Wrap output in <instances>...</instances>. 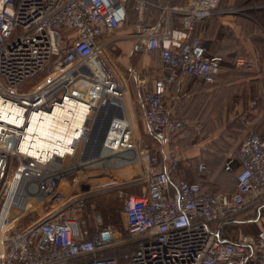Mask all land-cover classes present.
I'll use <instances>...</instances> for the list:
<instances>
[{
	"label": "built area",
	"instance_id": "obj_1",
	"mask_svg": "<svg viewBox=\"0 0 264 264\" xmlns=\"http://www.w3.org/2000/svg\"><path fill=\"white\" fill-rule=\"evenodd\" d=\"M221 2L161 6L160 0H0V102L20 109L22 119L0 120V264H264V227L235 238L223 235L241 214L264 204L263 137L247 132L237 152L225 159L223 172L238 166L231 194L207 193L199 182L172 178L180 164H191L169 149L186 126L185 119L167 109L170 88L181 78L216 83L224 59L208 53L193 34L207 19L235 11L221 10ZM129 11L136 15L138 32L115 38ZM175 28L184 40L173 38ZM122 38L133 41L135 54L156 53L159 59L155 77L130 70L140 92L142 135L154 145L143 142L127 81L108 55ZM177 43L181 46L172 45ZM40 75L31 91L16 92ZM67 102L87 109L69 149L46 160L23 152L30 114L49 113ZM108 103L121 107L123 118L112 121L100 157L82 162L97 112ZM122 164L140 165L143 177L121 186L100 182L101 175ZM196 171L208 174L201 161ZM136 186L139 195L127 192ZM116 187L127 239L118 242L111 225L90 238L78 212L96 191ZM39 206L43 213L19 225ZM119 247L133 251L121 258L103 255Z\"/></svg>",
	"mask_w": 264,
	"mask_h": 264
},
{
	"label": "rangeland",
	"instance_id": "obj_2",
	"mask_svg": "<svg viewBox=\"0 0 264 264\" xmlns=\"http://www.w3.org/2000/svg\"><path fill=\"white\" fill-rule=\"evenodd\" d=\"M184 1L160 0L159 4L176 6ZM221 3H223L221 10L231 8L235 11L211 17L202 24L199 32L203 34L202 41L211 53L225 56L226 60L214 86L205 87L194 82L189 83L187 88L191 91L186 92L184 98L181 92L180 98L184 100L181 99L182 101L176 103L178 109L175 115L182 116L186 120V126L173 136L169 149L177 156L188 159L191 165L185 167L180 164L173 173L175 179L192 181L191 173L196 175L195 166L199 161L207 166L222 167L225 159L237 152L243 137L251 130L264 138V43L259 40V32L264 35L262 30L264 0H222ZM150 11L158 13L156 9ZM133 23L134 20H128L122 29L128 27L136 29V24ZM112 49L108 55L116 62L117 68L122 70L127 67L120 61L123 51L117 47ZM140 55L147 58V63L141 66L136 62L135 67L139 74L151 78L157 76L160 73L157 54H138L136 58ZM238 59L243 60L244 63L237 65ZM42 77L40 75L26 81L16 89V92L31 91ZM255 101L256 105L251 106ZM135 121L143 142H149L142 135L141 120L135 117ZM76 162L77 157L72 160V164ZM65 164L67 165L68 162ZM117 189L118 187L96 191L84 202L83 208L78 212L76 218L81 227L88 231L90 238L97 230L100 231L103 227L111 225L118 242L127 239ZM65 192V196L70 195V192ZM43 211L42 207H37V211L30 215V219L22 220L19 225L29 224ZM238 228L245 234L256 231L251 226ZM228 232L231 233L230 235H237L235 229H229Z\"/></svg>",
	"mask_w": 264,
	"mask_h": 264
},
{
	"label": "crops",
	"instance_id": "obj_3",
	"mask_svg": "<svg viewBox=\"0 0 264 264\" xmlns=\"http://www.w3.org/2000/svg\"><path fill=\"white\" fill-rule=\"evenodd\" d=\"M133 26V25H132ZM138 32L135 27H128L127 29L123 30L122 28L117 30L114 34L115 38H121L127 35L136 34ZM172 36L175 39L184 40L185 35L180 31V29L175 28L172 32ZM113 49L110 48L109 52H111V49L114 50L116 47L123 51V56L120 57V61L123 65L127 66L123 68L122 70L119 69L122 75H125L124 78L127 81L129 93H130V104L132 111L134 113V116L136 118H139L142 123V133L144 131L143 127V119H142V107L138 103V98L140 97V92L137 88V82L135 79L131 76L130 70H135L137 73V68L135 67L136 62L138 64H141V66H144L145 62L147 63V58L144 57V55H140V57L136 58L138 54H135L132 51V45L133 41L128 39H119L115 43L112 44ZM115 45V47H114ZM174 47L181 46L180 43L172 44ZM114 61V60H113ZM115 62V61H114ZM116 64V62H115ZM117 66V65H116ZM140 66V65H139ZM143 76H148L144 74H140ZM192 83L191 80L188 81L186 78H182L181 82L182 84H179V92H183V96L186 94V92H189V90L186 86V83ZM189 86V85H188ZM172 95V96H171ZM169 98L167 99V109L175 114L177 112L176 103L179 101L178 97L180 96L177 94L176 96L171 94ZM138 114V115H137ZM71 117V124L69 126V136L71 135L72 130L75 127L76 118L74 117V114L69 115ZM74 126V127H73ZM73 127V128H72ZM149 144L154 145V142L150 140ZM127 156V154H125ZM207 166V165H206ZM179 168V167H178ZM177 168V169H178ZM208 168V174L204 176H199L196 171L195 166V174L191 173V176L193 177V180L190 182H199L202 184L203 189L205 192H222V193H233L235 191V175L238 171V166H235L231 172H223L220 165L215 166H207ZM193 171V169L191 170ZM175 173V171L173 172ZM172 173V178H173ZM197 176V178H196ZM142 169L140 165H126L122 164L118 166L116 169H114L112 172H110V175H101L100 182L103 183V185L107 184H115L121 186L122 184L129 182L130 180H140L142 178ZM110 179V180H109ZM107 180V181H106ZM127 192L134 195L140 194V186H136L134 188L128 189ZM238 222H241L239 225H241V228H248V227H254L255 230L259 227H264V204L259 206L257 209H253L248 211L246 214L238 217ZM252 221V222H251ZM240 230V229H238ZM241 231V230H240ZM251 234V233H247ZM93 235V234H92Z\"/></svg>",
	"mask_w": 264,
	"mask_h": 264
},
{
	"label": "bare ground",
	"instance_id": "obj_4",
	"mask_svg": "<svg viewBox=\"0 0 264 264\" xmlns=\"http://www.w3.org/2000/svg\"><path fill=\"white\" fill-rule=\"evenodd\" d=\"M70 114H74L76 122L69 136ZM16 115H19V122H22L20 109L9 103L1 105L0 102V120L2 122H13ZM86 115L87 109L74 102L56 105L49 113L30 114L21 150L40 160H46L53 152L64 153L69 149L72 139L79 136ZM15 122L17 121L15 120Z\"/></svg>",
	"mask_w": 264,
	"mask_h": 264
},
{
	"label": "water",
	"instance_id": "obj_5",
	"mask_svg": "<svg viewBox=\"0 0 264 264\" xmlns=\"http://www.w3.org/2000/svg\"><path fill=\"white\" fill-rule=\"evenodd\" d=\"M122 118L121 107L114 104L108 103L98 110L81 157L82 162L94 161L100 157L112 121ZM104 240H108L107 234H104Z\"/></svg>",
	"mask_w": 264,
	"mask_h": 264
},
{
	"label": "trees",
	"instance_id": "obj_6",
	"mask_svg": "<svg viewBox=\"0 0 264 264\" xmlns=\"http://www.w3.org/2000/svg\"><path fill=\"white\" fill-rule=\"evenodd\" d=\"M222 4L223 3H221L220 4V6L219 7H221L222 6ZM130 7H132V3H130ZM130 7H129V9H130ZM136 15L133 13V12H131V11H129V14H128V20H134V23L133 24H136ZM210 19V18H209ZM209 19H207V20H209ZM206 20V21H207ZM263 21H262V27H264V19H262ZM205 21V22H206ZM204 23V22H203ZM202 23V24H203ZM132 24V25H133ZM202 24H200L198 27H197V29H196V31L194 32V36H201L202 35V37H200L201 38V40L203 39V34H201L200 32H199V30L201 29V26H202ZM260 30V29H259ZM262 30H263V32H264V28H262ZM259 40L261 41V42H263L264 43V35H263V33L260 31L259 32ZM203 42V41H202ZM204 44V43H203ZM204 46L206 47V49H207V51H208V53H210V54H214V55H219V56H221L223 59H224V62H223V65H224V63H225V56H222V55H220V54H218V53H211V51L209 50V48L204 44ZM223 65H222V67H223ZM218 78V77H217ZM182 79V78H181ZM181 79H179L176 83H174L172 86H171V88H170V92H171V94H173V95H177V94H179V95H181V92H179V88H178V86H179V84H182V83H180L181 82ZM189 80H191V82H194V83H196V84H199V85H201V86H205V87H212V86H214V85H211V86H207V85H204L203 83H201V82H199V81H197V80H193V79H188V81ZM217 81V80H216ZM188 85V82L186 83V86ZM186 96V94L184 95V96H182L183 98ZM182 98H180V96L178 97V100H180V101H182V100H184V99H182ZM255 103H257L256 101H255ZM256 105V104H255ZM176 114V113H175ZM176 116V115H175ZM177 117V116H176ZM177 118H179V119H184V118H182V116H178ZM188 160V159H187ZM248 211H246V212H244L243 214H241L240 216H242V215H244V214H246ZM239 220L237 219V222L236 223H231V224H228L225 228H224V231H223V235L226 237V238H235V237H237V236H239V235H241V234H245V233H242L240 230H238L239 228L238 227H240L241 225H239L241 222H238ZM252 222V221H251ZM229 229H235V233L237 234L236 236H234V234L233 235H230L231 233H229L228 232V230ZM258 229H259V227L256 229V231H258ZM256 231L255 232H253V233H251V234H254V233H256ZM234 233V232H233ZM127 234V233H126ZM131 251H133V248L132 247H119V248H116V249H114V250H111V251H109V252H107V253H105L104 255H106V257H117V258H121V256L124 254V253H126V252H131Z\"/></svg>",
	"mask_w": 264,
	"mask_h": 264
}]
</instances>
